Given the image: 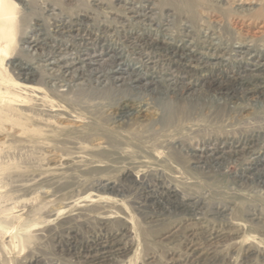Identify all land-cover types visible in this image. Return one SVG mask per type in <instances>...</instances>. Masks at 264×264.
Listing matches in <instances>:
<instances>
[{
    "label": "rangeland",
    "instance_id": "rangeland-1",
    "mask_svg": "<svg viewBox=\"0 0 264 264\" xmlns=\"http://www.w3.org/2000/svg\"><path fill=\"white\" fill-rule=\"evenodd\" d=\"M7 1L0 264H264V0Z\"/></svg>",
    "mask_w": 264,
    "mask_h": 264
},
{
    "label": "bare ground",
    "instance_id": "bare-ground-1",
    "mask_svg": "<svg viewBox=\"0 0 264 264\" xmlns=\"http://www.w3.org/2000/svg\"><path fill=\"white\" fill-rule=\"evenodd\" d=\"M183 1V0H182ZM239 1V0H238ZM246 0H241V2H245ZM184 2V1H183ZM188 3H190L189 1H186L185 2V5L186 7L189 5ZM13 6L12 4H10L7 0H0V16L2 14H10V12H12L13 10ZM132 9V8H131ZM75 29V28H74ZM68 32V31H67ZM72 32V31H71ZM77 32V31H76ZM83 35V34H82ZM83 38V37H82ZM28 43V47L30 48V46H32V48L34 49H38L39 48V42H38V38L35 36L33 37L31 40L27 41ZM78 43V42H77ZM82 43V42H81ZM87 43V42H86ZM85 44V43H84ZM52 45V44H51ZM53 46V45H52ZM150 46V45H149ZM153 46V45H152ZM156 47V46H155ZM54 48V47H53ZM56 49V48H55ZM43 50V49H42ZM63 50V49H62ZM85 50V49H84ZM44 52V51H43ZM62 52V51H61ZM40 53V52H39ZM55 51H48V52H45L44 53V65H40L44 74L45 75H50V78H51V75H53V71H56L58 72L59 74H61V78H65L67 77L68 79H74L77 74H78V71H74L76 75L74 76H71L70 73H69V70L70 68H72V65L74 63L72 62H62V59L60 58H55ZM89 55V53H88ZM112 55V54H111ZM72 57V56H71ZM74 57V55H73ZM84 57V56H83ZM144 57V56H143ZM89 58V57H88ZM117 57L116 56H111V64L109 65V67L104 71H98L97 68H90V71L91 72H105L106 74H109V73H112V75L110 76L111 80H115V81H118L120 79L123 80L124 77H122V74H125L127 76V83L128 84H133V85H138V82L143 79L144 76H142V74H139V73H133V72H126V69L123 70L122 67L119 66V64H114L115 62V59ZM43 59V58H42ZM81 59V58H80ZM87 58H85L86 60ZM95 59L91 58L90 61L88 60V62H85V64H89L90 62L94 61ZM97 63V62H96ZM109 63V62H108ZM18 66V70L19 69H22L20 71H17V75H22L25 79H29V73H27V71H23L24 69L27 70V67L26 65H22V64H17ZM108 66V64H107ZM54 67H57L56 69H54ZM77 67V66H76ZM88 68V66H87ZM74 69V67H73ZM75 70V69H74ZM78 70V69H76ZM101 70V69H99ZM46 71H49V73H47ZM189 71V70H188ZM191 73V72H190ZM55 74V73H54ZM58 74V75H59ZM101 74V73H100ZM150 74V73H149ZM185 74V73H184ZM55 76V75H54ZM97 77V80H101L102 77L99 76V74L96 76ZM77 78V77H76ZM109 79V78H108ZM178 81V80H177ZM175 80H171V79H163L161 82H159L158 79H154V78H147V80L145 81V86H148V85H158V83H161L162 85L164 86H167L168 88H170V90L172 91H177L178 89L180 88H184L186 87L187 84H183L181 82H177ZM120 82V81H119ZM105 83V82H104ZM115 84H117L116 82H114ZM121 83V82H120ZM123 83V82H122ZM142 83V82H141ZM53 84V83H52ZM76 84V83H75ZM111 84V83H110ZM119 85V84H118ZM121 85V84H120ZM53 86V85H51ZM67 87V86H66ZM51 88V87H50ZM188 88V86H187ZM245 88V87H244ZM6 89H7V86H5V88L3 89L4 92H6ZM149 90V89H148ZM183 91V90H182ZM15 94H9L8 96L10 98L14 97ZM8 108V107H7ZM12 112V111H11ZM183 113H185V109H182L180 108L178 110V108L176 109L174 106L170 107L169 109H167V111L165 112V115L163 117V120H162V123L166 126H170L173 124V122L175 121L176 118L180 117L181 114L183 116ZM99 131L107 134L108 131L106 129H104L103 127H99L98 128ZM100 133H97V134H100V135H103ZM142 136V135H141ZM108 137V142L107 144L110 145V146H114V144L116 143L115 141V137H111V136H107ZM105 138V137H104ZM142 138V137H141ZM142 141V140H141ZM95 147H100L102 146V142L101 141H97L96 143L93 144ZM98 155H101V153H97ZM217 162V161H216Z\"/></svg>",
    "mask_w": 264,
    "mask_h": 264
}]
</instances>
